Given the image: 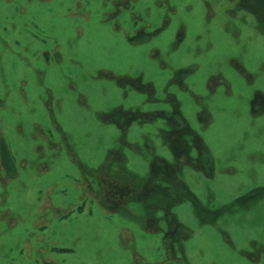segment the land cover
I'll use <instances>...</instances> for the list:
<instances>
[{
  "label": "rangeland",
  "instance_id": "rangeland-1",
  "mask_svg": "<svg viewBox=\"0 0 264 264\" xmlns=\"http://www.w3.org/2000/svg\"><path fill=\"white\" fill-rule=\"evenodd\" d=\"M0 264H264V0H0Z\"/></svg>",
  "mask_w": 264,
  "mask_h": 264
}]
</instances>
